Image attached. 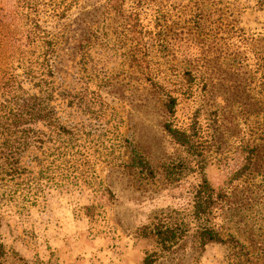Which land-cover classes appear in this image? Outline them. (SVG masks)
<instances>
[{"label":"rangeland","instance_id":"1","mask_svg":"<svg viewBox=\"0 0 264 264\" xmlns=\"http://www.w3.org/2000/svg\"><path fill=\"white\" fill-rule=\"evenodd\" d=\"M263 66L264 0H0V82L10 68L15 97L42 98L67 132L22 126L33 145L19 165L40 190L25 203L2 177L0 264H140L156 219L185 231L155 264H264ZM60 139L72 166L48 172ZM201 176L225 198L208 223L222 243L199 250Z\"/></svg>","mask_w":264,"mask_h":264},{"label":"trees","instance_id":"2","mask_svg":"<svg viewBox=\"0 0 264 264\" xmlns=\"http://www.w3.org/2000/svg\"><path fill=\"white\" fill-rule=\"evenodd\" d=\"M4 76V82H0V189L8 185L7 183L3 184L4 181H1L4 180L5 177H11V179L15 178V180H11L13 183L12 186L17 188L19 186H25L24 190H18L22 191L20 192V195L23 196L22 201L30 203V197L34 196L33 194L28 196L31 187H34L36 191L40 190V185L32 184L29 186L33 178L29 177V170L19 165V156L33 145L32 130L22 128V126L31 121L32 123L42 121L47 124L53 122L54 125L51 128L55 130L58 137L67 132L56 123L52 116V112H50L46 106V101L44 102L42 98L28 94H24L25 98L22 96L15 97L17 91L21 93L23 91L21 90L20 83L17 82L14 76V72L10 68L4 69ZM261 85L264 92V66L261 73ZM6 96L8 98L7 101L3 100ZM11 103H13V105H11ZM173 103L174 100L170 99L165 106L169 115L173 114ZM163 129L175 144L189 149L191 146V134L186 133L185 130L176 128L172 124H165ZM41 143L43 144V142ZM64 143V140L60 139L52 148L50 154L53 157L52 162H49V165L45 168L48 172L54 173V170L55 172L58 170V173L61 174L63 169H69L72 166L69 161H64V156H66ZM4 154H10L11 156L15 155V164L12 165L9 163V161H11L9 160L10 158L4 156ZM131 162L134 167H140V169L147 168V164L135 154ZM184 167L185 166L181 163L178 165L170 164L164 166L162 168L164 178L169 181L177 179V173ZM23 174H28V176L23 179ZM2 177H4V179H2ZM17 180H26V183L23 184L22 182H17ZM224 198L225 193L220 189L214 190L204 176H201L200 180L196 182L192 198V208L196 224L197 248L199 250L203 249L208 243H222L217 232L209 227L208 223L212 214V209ZM184 231L185 230L179 224H163L162 221L157 219L151 222L143 234L149 235L145 237H150L152 239L153 248L144 253L140 264H155L166 255L175 253L181 246L182 239L184 238Z\"/></svg>","mask_w":264,"mask_h":264}]
</instances>
